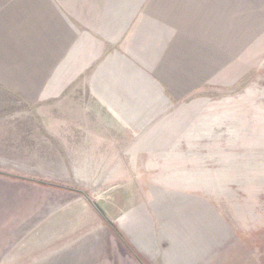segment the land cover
I'll return each instance as SVG.
<instances>
[{"label": "rangeland", "instance_id": "rangeland-1", "mask_svg": "<svg viewBox=\"0 0 264 264\" xmlns=\"http://www.w3.org/2000/svg\"><path fill=\"white\" fill-rule=\"evenodd\" d=\"M130 25L111 113L92 70L0 90V180L99 200L139 264H264V0H145Z\"/></svg>", "mask_w": 264, "mask_h": 264}, {"label": "crops", "instance_id": "crops-1", "mask_svg": "<svg viewBox=\"0 0 264 264\" xmlns=\"http://www.w3.org/2000/svg\"><path fill=\"white\" fill-rule=\"evenodd\" d=\"M23 1L21 6L20 0L18 4L17 0H0V90L17 92L23 88V96L32 97L28 82L35 80L39 81L37 96H60L67 83L92 70L97 75L92 88L98 94L99 107L111 113L113 106L101 91H111L120 102L118 92L124 91L122 86L135 80L138 72L110 49L122 42L145 0ZM37 10L40 24L34 29ZM17 38L23 40V46L17 44ZM128 56L138 58L132 50ZM114 74H119L116 82L112 81ZM147 126L140 123L130 127Z\"/></svg>", "mask_w": 264, "mask_h": 264}, {"label": "water", "instance_id": "water-1", "mask_svg": "<svg viewBox=\"0 0 264 264\" xmlns=\"http://www.w3.org/2000/svg\"><path fill=\"white\" fill-rule=\"evenodd\" d=\"M0 264H139L99 200L0 180Z\"/></svg>", "mask_w": 264, "mask_h": 264}]
</instances>
